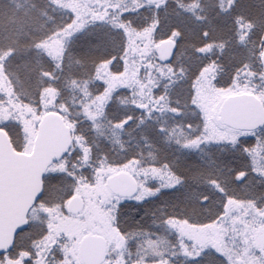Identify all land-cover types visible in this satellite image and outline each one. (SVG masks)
Instances as JSON below:
<instances>
[{
  "label": "snow or ice",
  "instance_id": "6c2138e0",
  "mask_svg": "<svg viewBox=\"0 0 264 264\" xmlns=\"http://www.w3.org/2000/svg\"><path fill=\"white\" fill-rule=\"evenodd\" d=\"M0 264H264V0H0Z\"/></svg>",
  "mask_w": 264,
  "mask_h": 264
}]
</instances>
